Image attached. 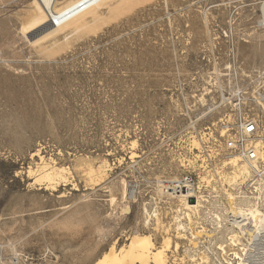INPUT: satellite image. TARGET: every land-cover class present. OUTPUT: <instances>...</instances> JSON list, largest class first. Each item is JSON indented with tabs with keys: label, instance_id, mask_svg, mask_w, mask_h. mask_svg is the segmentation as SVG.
Returning a JSON list of instances; mask_svg holds the SVG:
<instances>
[{
	"label": "rangeland",
	"instance_id": "1",
	"mask_svg": "<svg viewBox=\"0 0 264 264\" xmlns=\"http://www.w3.org/2000/svg\"><path fill=\"white\" fill-rule=\"evenodd\" d=\"M109 1L43 37L37 0H0V264H95L137 234L178 262L190 210L157 181L200 184L193 216L235 195L221 120L264 67V0ZM40 157L67 170L55 191L28 175ZM102 161L109 185L89 188Z\"/></svg>",
	"mask_w": 264,
	"mask_h": 264
},
{
	"label": "built area",
	"instance_id": "2",
	"mask_svg": "<svg viewBox=\"0 0 264 264\" xmlns=\"http://www.w3.org/2000/svg\"><path fill=\"white\" fill-rule=\"evenodd\" d=\"M246 78L248 81L231 90L225 100L231 115L221 120L224 134L220 135L226 156H236L247 170L232 188L236 211L241 214L235 215L226 201L221 210L216 203H209L203 215L193 216L189 211L194 229L201 234L197 237L189 231L185 214L181 218L186 222L180 231L184 235L181 253L189 263L180 259L170 264H264V67ZM191 184L190 175H186L173 192L179 195L192 189Z\"/></svg>",
	"mask_w": 264,
	"mask_h": 264
},
{
	"label": "bare ground",
	"instance_id": "3",
	"mask_svg": "<svg viewBox=\"0 0 264 264\" xmlns=\"http://www.w3.org/2000/svg\"><path fill=\"white\" fill-rule=\"evenodd\" d=\"M108 1L109 0H73V1L70 0V2L66 3L63 6H56L57 0H37L38 5L40 6L41 10L43 11V14L41 15V17L36 22H34L32 24L33 26H31L32 27L31 29L33 30V29H36V28H39L42 26L41 30L46 31L45 34L43 35V37H47V36L55 37L58 33L63 31L67 27H70L72 24L76 23L80 19H83V17H85L88 13L96 10L100 6L104 5L103 3L108 2ZM109 3H110V1H109ZM259 10H260V14H261V23H262V26H264V1L261 2V6H260ZM221 133H222L221 135H223L224 131H222ZM229 157H230V158H228L229 161H227L223 164L222 169H228V170L230 169L231 170L230 173L233 175V176L229 175L230 176L229 181H226V183L229 182L230 185L235 184L237 186V182L244 178L247 170H246L245 166L239 162V160L237 159L236 156H229ZM54 163H55L54 161L52 162L50 160L49 162H47L42 157H40L39 158V164L36 165L34 170H29L28 175L33 176V174H34L35 175V179H34L35 181H39L41 179H43V181L45 180L51 186L50 189L55 191L57 185H59V184L62 185L63 183H66V181H67V176H66L67 170L64 168H60L59 166L56 167ZM79 167H81V165ZM109 170L110 169H109V166L107 165V163L105 161H102V163H100L98 166H96L94 163H91V162L85 163V165H83V169L81 171L85 174L84 179H85L86 185L89 188L90 187L95 188V187L102 186L103 184H105L106 181L109 180L108 179L109 178L108 177L109 176L108 175ZM217 170H219V168ZM201 177H205V176H201ZM200 180H201V182H203L202 181L203 179H200ZM208 180L206 179V181H208ZM39 182L42 183V180ZM157 182H158V186L165 188L167 190L165 192L169 196L171 195V197H172V195H174V192H173L175 189L174 187H176L180 181H170V182H168L167 185H163L162 184L163 182L162 183L159 181H157ZM223 182H225V181L223 180ZM115 184H116V182H115ZM120 184L122 185V183H120ZM117 185H118V183H117ZM104 186H106V185H104ZM118 186H116V189ZM113 187H115L114 183H113ZM190 187H193V188L187 189L185 192H181L176 197L181 198V199H179V201L180 200L184 201L186 209L193 211L195 213L197 208L200 207V199L201 198L199 197L200 194L198 196H197V194H198V191H200L199 189L201 186H200V184L197 186L196 185L194 186V184H191ZM229 187H231V186H229ZM109 188H111V187H109ZM119 189H122V188H120V187L118 188V191L120 192ZM111 190L112 189H110V193H112ZM113 191H114V189H113ZM162 191H161V193H162ZM168 191H170L171 193H168ZM226 191H225V193H226ZM230 191H231V189H230ZM128 193H129V191H128ZM129 195L131 198L134 197L132 192ZM124 196H125V191L122 192L121 198L123 199ZM110 198H111L110 199L111 204L116 202V199L113 197V195H111ZM190 198L193 200V202H190V200H189ZM176 200H178V199H176ZM134 201H135V199H134ZM162 201H163V199H162ZM226 204H227V207L235 215L241 214L238 210L236 211L234 197L231 194H229V191H228V193H226ZM186 218H187V227H188L189 231L194 236L199 237L201 232H198V231L196 232V230L194 229V226H193V222L191 221V218L188 214L186 215ZM177 219H179V221L181 222V219L179 217ZM176 224H178V223H176ZM179 224L177 225L178 231H174L175 232L174 235L177 239H183L184 235L179 231L180 228L182 229V226ZM177 226H176V228H177ZM166 233H168V232H166ZM163 234H164V232H163ZM190 244L194 245L192 243V241H190ZM172 248H174V250H176L178 248V245L174 244L167 235L162 236L161 242L159 243V245H156L154 243V241L152 240V238L150 237V235H138L137 234V235H133L132 237H130L128 239L127 244L121 248H117L116 243L114 242L110 248V251L107 252L106 254H104V256L101 257L99 260H97L95 264H165L166 255L170 251V249H172ZM200 259L204 260L205 257L203 255H200Z\"/></svg>",
	"mask_w": 264,
	"mask_h": 264
}]
</instances>
